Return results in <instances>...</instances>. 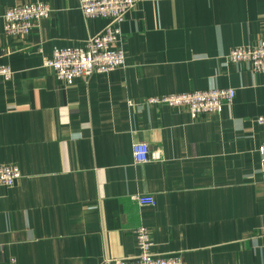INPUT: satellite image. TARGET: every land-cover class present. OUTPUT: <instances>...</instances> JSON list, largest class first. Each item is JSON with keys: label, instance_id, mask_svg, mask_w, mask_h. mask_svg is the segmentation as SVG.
<instances>
[{"label": "crops", "instance_id": "crops-1", "mask_svg": "<svg viewBox=\"0 0 264 264\" xmlns=\"http://www.w3.org/2000/svg\"><path fill=\"white\" fill-rule=\"evenodd\" d=\"M51 8L26 36L3 30L7 8ZM107 20L78 0H0V264H100L135 256L145 226L154 254L181 264H264L263 74L230 63L232 47L264 39V0H139L121 24L122 68L59 81L43 65ZM235 90L218 114L149 97ZM144 142L150 160L134 163ZM148 195L154 205H140Z\"/></svg>", "mask_w": 264, "mask_h": 264}, {"label": "built area", "instance_id": "built-area-1", "mask_svg": "<svg viewBox=\"0 0 264 264\" xmlns=\"http://www.w3.org/2000/svg\"><path fill=\"white\" fill-rule=\"evenodd\" d=\"M139 0H78V9L84 18H103L107 22L102 30L88 37L78 45L56 47L43 65L53 71L61 82L71 84L80 76L93 73H107L125 64V54L121 48V24L126 13ZM51 8L39 1L23 2L7 8L3 14V30L8 36H26L30 30L50 13ZM230 63L244 62L251 71L264 76V39L256 45L232 47L225 55ZM12 70L0 64V77L9 79ZM264 84V77H263ZM235 96L234 88H211L183 93H171L147 98L145 101L165 104L171 107L185 108L191 118L201 114H218L225 105H230ZM255 121L264 125V115L257 116ZM260 162L264 166V142L258 147ZM131 156L134 163L150 160V149L144 142L131 145ZM20 177L19 168L13 164H0V186L10 187ZM140 205H154V199L148 195H137ZM136 254L130 258H103L100 264H181L177 255L162 256L151 251L152 241L145 226L134 229Z\"/></svg>", "mask_w": 264, "mask_h": 264}]
</instances>
